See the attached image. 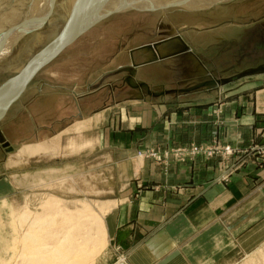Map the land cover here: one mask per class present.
<instances>
[{
	"label": "crops",
	"instance_id": "0c3cea01",
	"mask_svg": "<svg viewBox=\"0 0 264 264\" xmlns=\"http://www.w3.org/2000/svg\"><path fill=\"white\" fill-rule=\"evenodd\" d=\"M259 27L264 40V22ZM253 30L254 25L245 24L230 33L239 43ZM221 34L217 28V38ZM182 39L122 49L124 38L118 37V51L110 57L107 50L101 59L107 70L101 74H105L101 92L80 103L77 77L57 79L56 67L63 68L62 62L73 66L76 60L71 57L45 72L54 77L50 91L39 84L22 88L20 96L28 104L23 107L38 122V134L51 127L55 132L49 141L31 144L50 143L64 134H71L68 140L75 141L78 124L92 119L100 94L112 100L101 111L102 117L117 109V118H108L99 137L107 157L117 162L120 182L118 203L103 218L107 247L100 264H111L116 248L128 264H234L264 242V162H257L252 151L253 146L264 144V74L207 89L200 86L205 76L196 70L185 51L187 39ZM243 52L249 53L247 58L254 54L253 50ZM259 63L246 62L239 70ZM127 78L154 91L159 86L182 91L152 99L128 86ZM79 111L85 119L61 131L62 122ZM32 130L29 137L36 134ZM216 142L239 152L226 160L219 156L184 163L170 160L167 166L136 157L147 148L210 147Z\"/></svg>",
	"mask_w": 264,
	"mask_h": 264
},
{
	"label": "rangeland",
	"instance_id": "374dc122",
	"mask_svg": "<svg viewBox=\"0 0 264 264\" xmlns=\"http://www.w3.org/2000/svg\"><path fill=\"white\" fill-rule=\"evenodd\" d=\"M133 1L0 0V50L4 46L2 50L6 49L4 53L0 51V92H3L6 84L11 85V90L15 89L18 86V77L22 74L26 76L23 89L32 88L34 85L38 87L39 84L48 92L54 77L45 72L53 69L59 60L71 57L76 60L73 66L62 62L60 65L63 68L56 67L60 72L57 79L64 82L69 80L70 76L72 80L77 77L80 103L83 98L101 92L105 81L102 78L105 74H101L107 71L105 64L101 65V59L106 56L107 50L110 51V57L118 51V37L124 38L122 49L137 43L142 47V44L150 45L153 41H183L182 38L185 37V43L188 44L185 46L192 53L196 52L207 67L205 69L210 77L203 69L197 70L205 76L203 83L208 80L231 79L217 88L240 80L237 75L246 70L264 68V40L261 30L258 29L264 22V0ZM84 2L86 6L80 7L79 4ZM112 4L118 5L115 8L126 4L147 7L148 4H153L155 8L122 9L119 13L98 19L85 33L77 34L71 44L57 49L51 56L49 54L50 59L36 68L33 74L28 75L33 70L27 65L39 53H47L51 47L49 45L61 36L66 27L69 28V23L75 19L86 23L95 15L105 12ZM10 11H16V15L11 16ZM11 18H14L12 23ZM245 24L254 25V30L238 43L232 39L230 30ZM217 28L222 30L220 38H217ZM249 50H253L254 54L247 58L249 53L245 54L243 51ZM250 61L260 63L239 70L240 65L244 67V64ZM11 80L15 85L10 83ZM146 85L153 94L164 92L163 95L153 96L141 89L152 99L182 91L161 86L155 88L159 90L154 91V88ZM21 91L0 115V264H32L30 257L42 258L40 264H60L63 257L66 260L73 258L75 253L73 250H66L69 253L67 256H57L56 250L66 248V243L76 238V241L79 243L81 240L82 246L92 254L85 264H100L107 247L103 218L118 203L115 199L120 182L117 179V162L107 157V152L101 148L99 137L108 118H117V109L112 108L108 115L102 117L101 111L104 107L112 105V100L106 94H100L94 104L96 106L93 114L90 115L92 119L78 124L75 141L68 140L71 134H64L50 143L31 144L49 141L55 132L54 127H51L38 134V122L33 120L27 108H24L28 107V104L24 105ZM3 99L1 94L0 105L4 104ZM33 112L38 113V106L34 107ZM51 115H54L52 111ZM83 115V112L79 111L75 118L64 120L60 126L61 131L70 129L71 123L84 120ZM32 129L36 130V134L29 137L28 133L30 134ZM217 145L221 146L216 142L210 147L197 144H191L189 147L198 146L207 150L216 148ZM262 150L264 144L253 146V154L257 157L255 160L259 163L264 162ZM217 156L226 160L233 155L224 157L215 152L211 157H206L202 152L200 155H191L188 162L207 161ZM170 160L178 162L172 156L169 157ZM168 163L159 164L167 166ZM107 202L114 204L108 209H103ZM26 235L33 236L30 240L26 239ZM33 243L34 245H31ZM44 245L41 249L40 246ZM75 260L80 261L79 258ZM234 264H264V242L249 254L240 256Z\"/></svg>",
	"mask_w": 264,
	"mask_h": 264
},
{
	"label": "bare ground",
	"instance_id": "6f19581e",
	"mask_svg": "<svg viewBox=\"0 0 264 264\" xmlns=\"http://www.w3.org/2000/svg\"><path fill=\"white\" fill-rule=\"evenodd\" d=\"M87 2H88V0H86ZM135 1H137V0H134L133 2H135ZM198 1H200V0H198ZM172 4H174V3H172ZM80 5V7H82V6H86L85 5V2L84 3H80L79 4ZM118 6V5H117ZM117 6H115L114 4H112L111 5V7H109L105 12H101V13H99V14H97V15H95L94 17H92L88 22H84L83 20H78V19H75V20H73V22H71V23H69V28H65V30L63 31V33L61 34V36L58 38V39H56V40H54L52 43H51V45H49V46H51L50 47V49H49V51L46 53V52H44V51H42V52H44V53H39L37 56H36V58L32 61V62H30L28 65H27V67H29V69H32L33 71L30 73V74H28V75H31V74H33V72L35 71V69L36 68H38V67H40V65L42 64V63H45L46 62V60H48V59H50V58H48L49 57V54H50V56L51 55H53L54 53H55V51L57 50V49H60V48H62V47H64V46H66V45H68V44H71L73 41H75V40H73V38L75 37V36H77V34H79V33H85V31H87L91 26H93V24H95L97 21H98V19H104V18H106V16H109V15H113V14H116V13H119L122 9L123 10H125V9H131V8H134V9H146V8H155L154 6H153V4H148V7L146 6V5H143V6H136V5H130V4H126L125 6H122V7H118V8H115V7H117ZM156 7H158L157 5H156ZM84 9V8H83ZM85 9H88V8H86L85 7ZM122 10V11H123ZM10 14H11V16L13 15H16V11H10L9 12ZM8 13V14H9ZM37 14V13H36ZM30 18V17H29ZM3 19V18H2ZM8 20V19H7ZM13 20H14V18L12 19L11 18V23L13 22ZM1 21H3V20H1ZM6 22V21H5ZM8 23V22H7ZM85 23V24H84ZM25 24H27L26 22H25ZM74 24V25H73ZM41 37V36H40ZM75 39H77V37L75 38ZM4 46V45H3ZM160 46V45H159ZM2 48H5V46L4 47H1V50H2ZM0 50V51H1ZM3 52L2 53H4L5 51H6V49H3L2 50ZM52 53V54H51ZM57 55V54H56ZM1 56V55H0ZM39 57H40V59H39ZM38 59V60H37ZM37 60V61H36ZM23 72H21V74H22ZM18 84L16 83V85H18L15 89H13V90H11V85H9V84H6V88L3 90V92H2V98L4 97V104H2V105H0V115L5 111V109H7V106L8 105H10L11 104V102H12V100L15 98V97H17L18 96V94H19V92L21 91V89L23 88L22 86H23V84H24V80L26 79V76L24 75V74H22L21 76H19L18 77ZM26 81V80H25ZM13 81L11 80V82L10 83H12ZM13 83H15V82H13ZM15 85V84H14ZM12 87H15V86H12ZM11 90V91H10ZM15 100V99H14ZM82 126V125H81ZM81 131V130H80ZM136 157L138 158V159H142L143 157H139V156H137L136 155ZM48 203V202H47ZM52 204V202H50V205ZM114 203H108L107 202V204H105V207L103 208V209H108V208H110L112 205H113ZM56 205V204H55ZM54 206V205H53ZM47 207V206H46ZM98 218V217H97ZM101 219V218H100ZM20 221V220H19ZM26 221V220H25ZM28 222V221H27ZM34 222V221H33ZM61 222V221H60ZM100 222V221H99ZM101 222H102V219H101ZM31 225V224H30ZM56 225V224H55ZM103 225V224H102ZM33 226V225H32ZM59 226V225H58ZM68 226V225H67ZM70 226H71V224H70ZM73 226V225H72ZM44 227V226H43ZM45 228V227H44ZM48 228V227H47ZM37 229V228H36ZM42 230V229H41ZM50 230V229H49ZM43 231V230H42ZM34 232V231H33ZM44 232V231H43ZM29 233V232H28ZM31 234V233H30ZM72 235V234H71ZM27 236V237H26ZM25 237H26V239H28V238H30V240H31V238H32V236L33 235H26ZM36 237H38V236H36ZM37 240H38V238H36ZM34 240V239H33ZM48 240V239H47ZM75 240V239H74ZM74 240H71L69 243H66L67 245H66V248L64 247H61V249H57L56 250V255L57 256H59L60 254L62 255V254H66V256H67V253H68V251H66V250H73L74 252L73 253H75V256L73 257V258H71L70 256V258L69 259H65L63 256V258L61 259V260H63V261H61V263L60 264H85V262H86V260L87 259H91L90 257L92 256V254H89V251L88 250H86V248L84 247V246H82V244H83V242L82 243H80V241H79V243L76 241L77 240V238H76V240L74 241ZM35 241V240H34ZM38 241H40V239L38 240ZM52 241V240H51ZM56 241V240H55ZM31 243H32V241H30ZM47 242H49V241H47ZM35 243V242H34ZM34 243L33 244H31V245H34ZM40 243V242H39ZM45 243V242H44ZM53 244H54V241H53ZM81 244V245H80ZM38 245H40V244H38ZM37 245V246H38ZM56 244H54V246H55ZM46 246H48V245H46ZM52 246V245H51ZM58 246V245H57ZM29 247H30V245H29ZM32 247V246H31ZM41 247V249L42 248H44L45 247V245L42 247V246H40ZM87 247V246H86ZM52 248V247H51ZM91 248V247H90ZM33 249V248H32ZM30 250V249H29ZM38 250V249H37ZM63 250V251H62ZM91 250V249H90ZM92 250H93V248H92ZM32 251V250H31ZM47 251H49V249H47ZM55 251V250H54ZM70 251V252H71ZM88 251V252H87ZM47 253V252H46ZM36 254V253H35ZM44 254V253H43ZM69 254V253H68ZM72 255V254H71ZM27 256V255H26ZM42 256V255H41ZM61 257V256H60ZM75 258H79L80 259V261H78V260H75ZM73 259V260H72ZM127 259V258H126ZM29 260L31 261V262H33L32 264H40V261L42 260V258H33V257H30L29 258ZM51 260V259H50ZM58 261H59V259H58ZM28 262V261H27ZM118 262L120 263V264H122V259H119L118 260ZM58 263V262H57ZM89 263V262H88ZM25 264H26V262H25ZM47 264H48V262H47ZM54 264V263H53Z\"/></svg>",
	"mask_w": 264,
	"mask_h": 264
},
{
	"label": "built area",
	"instance_id": "2783aa9c",
	"mask_svg": "<svg viewBox=\"0 0 264 264\" xmlns=\"http://www.w3.org/2000/svg\"><path fill=\"white\" fill-rule=\"evenodd\" d=\"M202 152L206 154V157H211L215 152L221 154L224 157H230L238 153L229 145H217L216 148H207V150H203L202 147L198 146L179 147L166 150L147 148L146 150L138 151L136 155L143 157L142 159H150L157 163L167 164L170 156L179 162H184L189 161L191 155H200ZM262 153H264V150H262ZM119 259H122V264H128L126 256L120 251L119 248H116V260L112 264H120L118 262Z\"/></svg>",
	"mask_w": 264,
	"mask_h": 264
},
{
	"label": "water",
	"instance_id": "95a60500",
	"mask_svg": "<svg viewBox=\"0 0 264 264\" xmlns=\"http://www.w3.org/2000/svg\"><path fill=\"white\" fill-rule=\"evenodd\" d=\"M185 51L188 52L190 54L191 58L195 61V64L197 66L196 70H199V69L202 70L203 69L204 71H206L205 67L201 64L200 60L196 57L195 54H193L191 52V50L187 46H185ZM263 72H264V68H261V67L255 68V69H249V70H246V71L242 72L241 74L237 75V78L241 79V78L246 77V76H252V75H255V74H261ZM206 73L208 74L207 71H206ZM129 74H130V77H131L132 73L129 72ZM208 76L210 77L209 74H208ZM230 81H231V79H225V80L222 79V80H216V81L208 80V81L204 82L203 84H201L200 86H204L207 89H214V88H217L219 85H224V84H226V83H228ZM126 83H127L128 86H130L132 88H135V89L139 88V89L144 90L148 95L157 96V95H163L164 94V92L159 93V94H153L152 92H150V90H149V88H148V86L146 84H144V83L136 84V83H134L131 80V78H127L126 79ZM13 85H14V83H13ZM1 94L2 93L0 92V95Z\"/></svg>",
	"mask_w": 264,
	"mask_h": 264
}]
</instances>
